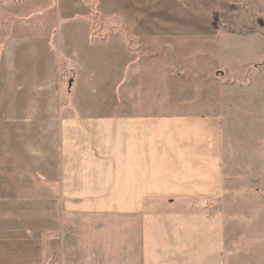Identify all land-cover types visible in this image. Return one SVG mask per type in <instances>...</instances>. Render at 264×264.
Here are the masks:
<instances>
[{"label":"crops","instance_id":"obj_1","mask_svg":"<svg viewBox=\"0 0 264 264\" xmlns=\"http://www.w3.org/2000/svg\"><path fill=\"white\" fill-rule=\"evenodd\" d=\"M23 1L17 13L37 6L64 28L55 45L75 74L79 114L57 120L59 164L47 182L58 186L68 225L58 264H231L223 215L199 210L223 189L221 120L170 103L158 79L164 69L150 73L131 48L180 35L181 0ZM91 11L106 39L90 38ZM176 18L177 31L167 23ZM43 20L36 29L48 27ZM26 24H15L14 39ZM43 261L41 240L0 238V264Z\"/></svg>","mask_w":264,"mask_h":264},{"label":"rangeland","instance_id":"obj_2","mask_svg":"<svg viewBox=\"0 0 264 264\" xmlns=\"http://www.w3.org/2000/svg\"><path fill=\"white\" fill-rule=\"evenodd\" d=\"M22 1L0 0V238L39 239L43 264H58L68 225L58 186L47 182L59 164L57 120L79 114L75 74L55 45L64 28L37 6L17 13ZM181 2L180 35L148 36L131 48L150 73L164 69L158 79L170 103L221 120L223 189L199 210L223 215L231 264H264V0ZM90 15L97 28L90 38L106 39L99 14ZM40 19L48 29L35 28ZM18 23L31 27L23 39H14Z\"/></svg>","mask_w":264,"mask_h":264}]
</instances>
